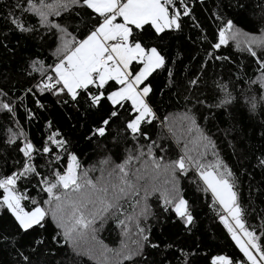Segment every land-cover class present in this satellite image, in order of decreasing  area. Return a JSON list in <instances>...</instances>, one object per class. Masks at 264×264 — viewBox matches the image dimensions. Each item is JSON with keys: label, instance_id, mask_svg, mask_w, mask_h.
<instances>
[{"label": "trees", "instance_id": "obj_1", "mask_svg": "<svg viewBox=\"0 0 264 264\" xmlns=\"http://www.w3.org/2000/svg\"><path fill=\"white\" fill-rule=\"evenodd\" d=\"M40 2L35 0L38 6ZM53 2L43 0L45 4ZM185 4L191 11L188 16L181 15L179 29L157 33L150 25L143 29L130 25L134 41L146 48H157L165 57L164 66L144 82L151 87L146 99L156 118L149 117V122L141 124L145 134L141 135L127 128V123L137 115L131 101L122 102L121 107L107 99L119 88L116 81H109L102 89L89 87L87 91L93 95L104 92L99 104L92 103L84 91L73 101L66 93L56 95L54 90L40 92L37 88L47 76L54 75L52 69L60 60L57 49L63 40L79 41L87 37L101 23L98 13L81 3L61 10L60 16L50 17L67 28L70 36L65 37L59 29L41 25L39 17L27 10L29 0H0V103H8L13 108L11 113L0 109V178L20 171L28 162L20 150L24 145L21 138L25 137L34 147L32 162L39 172L17 182V192L27 197L21 201L25 210L37 206L48 210L46 201L50 195L44 191L43 181L54 182L55 173L67 170L73 154L82 169L89 172L94 169L95 176L104 177L115 164L124 163L130 155L140 156L141 152L145 155L140 156L139 163L151 168L149 146L153 156L163 157L165 164L183 155L185 144L189 154L197 156V148L192 143L194 133L188 135L183 120L187 113L195 116L234 173L246 226L256 231L264 246V235H261L264 232V164H261L264 160V88L258 83L262 75L260 64L232 39L227 45L214 48L227 20H232L234 28L247 34L263 35L264 0H181L176 7L183 12ZM14 19L32 30L20 31L13 24ZM256 51L264 59V49ZM141 66L133 62V72H138ZM220 85L226 86V90ZM226 93L231 94L232 102L217 107ZM113 111L118 115L112 117L105 135L100 136L96 129L104 126L103 121ZM13 133L18 138L10 143ZM50 137L64 141L63 147H57ZM44 147L52 151L45 153ZM207 159L214 157L209 153ZM166 177L172 179L167 174ZM113 182H116L115 175ZM176 183L188 201L193 221L186 223L173 206L164 204V191L163 195L153 193L145 212L147 239L143 250L119 264H213L214 257L219 255L231 258L234 264L239 261L250 264L221 220L226 215L223 207L210 190L205 191L206 185L199 173L194 169H189L186 175L177 172ZM4 195V189L0 188V201ZM117 216L100 231L103 241L110 245L119 243L118 221L123 217L122 212ZM62 233L51 216L46 217L43 228L24 232L9 210L0 209V264H26L21 254L29 257L30 264H99L78 255L72 248L74 243L65 242Z\"/></svg>", "mask_w": 264, "mask_h": 264}, {"label": "snow or ice", "instance_id": "obj_2", "mask_svg": "<svg viewBox=\"0 0 264 264\" xmlns=\"http://www.w3.org/2000/svg\"><path fill=\"white\" fill-rule=\"evenodd\" d=\"M180 2L181 0H54L51 4H45L41 0L38 6L35 0H29L30 7L27 10L39 17L41 25L59 29L65 37L70 36L67 28L50 19L52 16H60L61 10H67L72 5L82 3L83 6L103 17L102 22L85 39L77 41L75 38L71 40L65 38L63 40L61 47L57 49L60 60L53 69L54 75L47 76L37 85V88L40 92L54 90L56 95L66 93L73 101H76L81 91H84L90 96L92 103L99 104L105 96L104 92L93 95L87 91L89 87L102 89L109 81H116L121 87L112 91L107 99L112 105L121 107L122 102L130 100L138 115L127 123V128L133 134L145 135L141 124L149 122V117L155 119L156 115L146 99L151 92V87L144 82L156 69L164 66L165 57L157 48L146 49L140 42L134 41L132 39L133 29L130 25L136 29H143L146 25H150L157 33H162L166 29H179L181 15L188 16L191 11L185 4L181 12V9L176 7ZM117 17H121L123 23H116ZM12 22L20 31L32 30L18 19ZM239 36L240 32L234 30L233 21L227 20L219 31V42L214 45V48L219 49L227 45L230 39L236 40ZM120 38H123V42H120ZM244 45L243 50L248 51L260 64L262 75L259 79L261 87L264 88V59L258 56L256 51L257 48L264 49V35L248 37L244 40ZM134 61L143 65L135 74L130 70V65ZM36 70L39 71V69ZM196 82L192 81L193 84ZM142 84L144 86L140 87ZM220 87L226 90V86L220 85ZM231 102V94L226 93L217 107ZM252 107L255 109V102L252 103ZM0 109L7 110L9 113L13 111L8 103H0ZM117 115L118 113L113 111L110 117L103 121L104 126L96 129V133L104 136L106 126L109 125L112 117ZM183 120L186 122L188 135L196 134L192 143L197 148V156L189 154L187 144H185L184 154L171 164L163 163V157L156 159L151 152V146L147 153L151 158V170L156 173L152 180H158L162 173L172 178L164 180L165 184L170 185L164 193V204L173 206L174 211L184 218L186 223L190 224L193 221L188 201L180 194L177 186L176 174L179 172L186 175L189 169H194L206 185L205 191L210 190L215 201H218L227 213L221 216V220L228 227L232 238L239 245L247 261L250 264H264V246L259 242L260 236L256 231L246 226L234 173L219 156L215 142L200 128L195 116L186 113ZM17 138L13 133L9 142L15 143ZM49 139L57 147H63L65 143L52 137ZM20 150L28 158V162L22 165L20 171L0 178V188L6 193L0 201V209L9 210L24 232L36 227L43 228L46 217L51 216L63 230L65 242L76 243L77 237L82 238L86 233L94 232L95 229L92 226L96 220L103 219L114 210L119 211L121 199L129 195H139L138 185L147 178L140 169L136 170L135 182L129 178V165L133 160H138L140 156L145 155L143 152L140 156L130 155L122 164H115L107 173V177L102 176L98 180H93L89 176V171L81 168L78 157L73 154L67 170L62 174L55 173L54 182L47 179L43 181L44 191L50 195V199L46 201L49 206L48 210L37 206L31 211H26L21 201L27 197L17 192L16 185L22 178L39 175V172L32 162L34 151L32 143L25 142ZM51 151L50 147L43 148L45 153ZM209 153L214 157L213 160L207 159ZM103 163L108 164L109 161ZM261 164H264V160ZM114 175L116 182H113ZM148 195L149 190L146 188L145 199ZM146 211L145 208L141 214ZM140 231L143 232L144 229ZM261 235H264V232ZM92 238L95 239V236ZM144 239L146 240L147 236ZM105 251L108 250L105 249ZM21 255L26 264H30L29 257ZM132 258L131 254L123 255L125 260ZM213 264H234V262L227 256H216ZM236 264H245V262L239 261Z\"/></svg>", "mask_w": 264, "mask_h": 264}, {"label": "rangeland", "instance_id": "obj_3", "mask_svg": "<svg viewBox=\"0 0 264 264\" xmlns=\"http://www.w3.org/2000/svg\"><path fill=\"white\" fill-rule=\"evenodd\" d=\"M115 22L123 23V19L121 17H117V20ZM234 30L240 32V36L233 41L234 44L241 49H244L245 47L244 40L246 38L262 36V35L254 36L251 34H247L236 28H234ZM146 49H150V48H146ZM132 64L130 65V70L132 71L133 74H135L136 72L134 73L132 70ZM258 83L261 84L260 79H258ZM140 87H143V84L140 85ZM195 135L196 134L194 133V136ZM149 165L151 164L149 163ZM137 169H140L143 173H145L147 177L145 180L141 181L140 184L138 185L139 195H129L127 198L121 199L119 202L120 203L119 211L114 210L108 213L103 219H97L95 224L92 226L95 229L94 232H88L82 238L77 237V242L74 243V245H72V248L78 255L80 254L86 256L87 258H90L91 260H94L99 264H119L120 262L125 260L123 259V255L125 254H131L133 258L141 254L144 246V237L146 236V232H147V228L144 227L146 215L145 212L144 214L141 213L144 211L145 208H147L148 206L147 201L153 193L157 192L163 195V191L165 192V190L168 187H170V185L164 183V180L168 179L165 173H162L158 180L153 181L152 177L155 176L156 173L152 172L151 168L147 169L146 167H144L143 163L140 164L139 159L134 160L129 165V170H130L129 178L133 182H135V173ZM101 170L104 171V169ZM93 172L94 169H92L89 172V176L92 179L95 178L96 180H98L99 178L102 177L101 174L95 176ZM146 188L149 190V195L147 196V199H145ZM154 189H158V191H154ZM119 212H122V216H123L118 221V233L120 235L119 243H117L116 245H110L103 241L100 235V231L101 229L106 228L107 226L106 223L110 219H115L119 217L117 216L119 215ZM140 229H144V231L141 232ZM93 236H95V239L92 238ZM69 243H71V241H69ZM105 249H107L108 251H105ZM118 253L120 255H118ZM219 256H225V255H219Z\"/></svg>", "mask_w": 264, "mask_h": 264}, {"label": "built area", "instance_id": "obj_4", "mask_svg": "<svg viewBox=\"0 0 264 264\" xmlns=\"http://www.w3.org/2000/svg\"><path fill=\"white\" fill-rule=\"evenodd\" d=\"M101 20H103V17H101ZM120 42H123V38H120ZM21 142L24 144L26 141V138L25 137H22L21 138Z\"/></svg>", "mask_w": 264, "mask_h": 264}, {"label": "crops", "instance_id": "obj_5", "mask_svg": "<svg viewBox=\"0 0 264 264\" xmlns=\"http://www.w3.org/2000/svg\"><path fill=\"white\" fill-rule=\"evenodd\" d=\"M85 38H86V37H85ZM85 38H84V39H85ZM54 67H55V66H54ZM53 69H54V68H53ZM53 69H52V70H53ZM119 87H120V86H119Z\"/></svg>", "mask_w": 264, "mask_h": 264}]
</instances>
